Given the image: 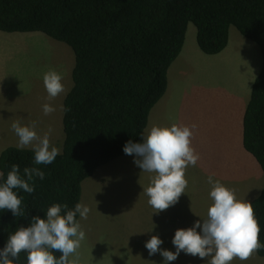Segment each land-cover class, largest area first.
<instances>
[{
    "label": "trees",
    "instance_id": "1",
    "mask_svg": "<svg viewBox=\"0 0 264 264\" xmlns=\"http://www.w3.org/2000/svg\"><path fill=\"white\" fill-rule=\"evenodd\" d=\"M191 23L206 55L226 50L233 26L261 49L263 65L244 114L243 144L264 172V0H0V32L43 33L75 55L74 85L64 101L70 111L64 112L63 152L48 165H36L31 149L9 147L0 154V184L13 165L21 177L26 167L45 173L43 180L34 178L33 193L13 189L23 197L25 216L0 210V250L32 217L45 219L53 204L74 209L82 203L83 182L98 168L130 156L123 151L129 140L142 142ZM251 203L264 244V188ZM257 254L264 258V248ZM15 264H27V253Z\"/></svg>",
    "mask_w": 264,
    "mask_h": 264
},
{
    "label": "rangeland",
    "instance_id": "2",
    "mask_svg": "<svg viewBox=\"0 0 264 264\" xmlns=\"http://www.w3.org/2000/svg\"><path fill=\"white\" fill-rule=\"evenodd\" d=\"M13 34L16 40L6 41V44L0 39L1 45L11 49L9 63L0 61L3 73L0 78V154L9 147H17L18 137L11 129L17 119L22 126L37 122L38 135L51 128L50 144L55 146L60 123L63 126L61 98L67 96L74 85L75 55L71 47L43 33ZM186 40L188 45H197V27L192 23ZM208 56L204 61L191 63L190 67L180 68L175 64L170 79L171 92L158 104L151 125L155 126L160 112H165L162 114L165 127L196 125L192 147L200 159L196 166L186 170L188 188L185 193L163 217L157 216L160 224L157 225L146 193V210L141 206L140 191L150 185L153 173L142 172L133 163L134 155L98 168L82 184V204L90 212L86 220L79 219L86 233L78 250L81 264H149L151 261L163 264L159 253L149 256L145 243L156 235L163 241L162 250L175 252L172 244L175 231L190 228L197 220L206 218L213 203L209 196L210 175L214 174V180L234 189L238 200L251 203L261 194L264 172L243 144L244 113L263 65L261 49L233 26L226 50ZM187 69L193 80L185 75ZM49 70L61 74L66 89L52 101L45 99L48 94L43 83V75ZM174 82H177L175 86ZM45 103L56 110L45 115L42 107ZM62 151L63 147L60 154ZM207 259L181 252L170 264H207ZM230 264H264V258L256 252L247 261L236 258Z\"/></svg>",
    "mask_w": 264,
    "mask_h": 264
},
{
    "label": "clouds",
    "instance_id": "3",
    "mask_svg": "<svg viewBox=\"0 0 264 264\" xmlns=\"http://www.w3.org/2000/svg\"><path fill=\"white\" fill-rule=\"evenodd\" d=\"M62 79L55 70L44 73L47 101L66 92ZM42 107L45 115L56 110L50 103ZM60 107L65 113L70 111L63 105ZM36 127L35 121L22 126L19 119L11 124L18 137L17 147L23 149L31 146L36 165L51 164L60 154V150L50 144L52 129L40 136ZM195 127L179 124L171 127L152 126L141 135L142 142L129 140L123 148L126 155L135 156L133 163L142 172L154 174L150 185L143 191L149 197L148 204L157 214L177 204L188 188L186 170L189 166H196L200 159L192 147ZM23 174L21 177L19 166L13 165L6 181L0 184V210H11L14 217L25 216V212L21 207L23 197L13 189H22L31 194L35 190L34 178H45V173L37 167H26ZM213 176L208 177L211 185L209 196L213 203L208 208L206 218L197 220L190 228L175 231L172 240L175 252L162 250L163 241L156 235L151 236L145 243L149 256L159 253L163 257V264H170L184 252L202 260L208 258L207 264H230L236 258L247 261L264 248L259 240L260 227L252 203L238 200L234 189L214 180ZM3 177L4 173L0 172V179ZM89 212L90 209L82 203H77L74 209H69L67 204H53L48 208L45 219L32 217L28 227L21 226L9 235L5 247L0 250V264H15L22 251L27 253V264H81L78 250L86 239V233L76 217L78 214L86 220ZM54 252L61 253L59 258Z\"/></svg>",
    "mask_w": 264,
    "mask_h": 264
},
{
    "label": "crops",
    "instance_id": "4",
    "mask_svg": "<svg viewBox=\"0 0 264 264\" xmlns=\"http://www.w3.org/2000/svg\"><path fill=\"white\" fill-rule=\"evenodd\" d=\"M16 38H17V36L14 34H8V33L0 32V39L3 40L4 44H6V41L9 42V41L16 40ZM10 55H11V49L9 47H7V45H1L0 44V61L3 60V61H7L9 63V61L11 60ZM206 56H208V55H206L202 52V50L200 49V47L198 45V42H197V45H196V43H191L190 45H188L187 40H186L181 55L179 56V58L176 60V62L170 68V71L168 74V90H167V92L163 98L164 99L167 98L166 96L169 95L171 92V90H170L171 89L170 79H172V72L174 70V66H176L178 64V66L180 68L184 67V66L190 67L192 65L191 63H194L196 61H201V60L204 61L207 58ZM208 57H210V56H208ZM179 60H181V63H179ZM1 66H2V64H0V78H2V75H3ZM185 75L190 77L193 80V78L190 74V71L188 69H187V72ZM176 83L177 82H174V86L176 85ZM65 98H66V96L61 98V101L63 102V106H64ZM158 104L154 107V109L150 113L148 126H147L146 130L151 128V125L153 122V116L156 114L157 109L159 108V105H160V104L159 105ZM166 112H168V111H166ZM163 113H165V112H160L159 116H156L155 126L165 127V121L162 120V117H163L162 114ZM61 118H62V114H61ZM62 124H63V126H61V123H60V126H59L60 132L57 133V137H55V142H54L55 147H57L60 151L62 150V147L64 146V141H65L64 114H63ZM43 135H44V133H43ZM43 135H40V136H43ZM23 149H31L32 150L31 146L25 147ZM121 164L124 165L125 163H121ZM140 192H141V206L144 208V210H146V195H145V192H143V191H140ZM155 211L156 210L154 209V213H155ZM167 211L168 210H165V211L159 212L158 214L155 213L156 220H158L157 225H160L159 219H157V216L161 215L163 217V214L167 213ZM161 225H163V221H161ZM164 225H166V224H164Z\"/></svg>",
    "mask_w": 264,
    "mask_h": 264
}]
</instances>
